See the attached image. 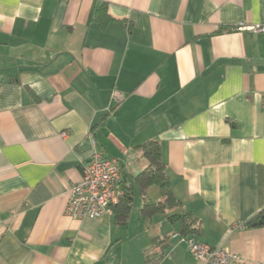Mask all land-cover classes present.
I'll return each mask as SVG.
<instances>
[{
    "label": "crops",
    "instance_id": "obj_1",
    "mask_svg": "<svg viewBox=\"0 0 264 264\" xmlns=\"http://www.w3.org/2000/svg\"><path fill=\"white\" fill-rule=\"evenodd\" d=\"M240 21L264 0H0V264H206L169 219L186 211L264 264V33ZM149 140L181 207L144 215L135 187L126 222L66 214L82 161L116 157L130 185Z\"/></svg>",
    "mask_w": 264,
    "mask_h": 264
},
{
    "label": "built area",
    "instance_id": "obj_2",
    "mask_svg": "<svg viewBox=\"0 0 264 264\" xmlns=\"http://www.w3.org/2000/svg\"><path fill=\"white\" fill-rule=\"evenodd\" d=\"M233 29L264 33V24L248 25L240 21ZM124 95L117 94L121 101ZM122 165L116 157L106 156L95 150L89 159L81 163V178L70 186L66 214L74 219H97L111 211V206L123 196L120 187ZM189 251L206 264H238L241 257L227 247L213 246L195 237H183Z\"/></svg>",
    "mask_w": 264,
    "mask_h": 264
},
{
    "label": "trees",
    "instance_id": "obj_3",
    "mask_svg": "<svg viewBox=\"0 0 264 264\" xmlns=\"http://www.w3.org/2000/svg\"><path fill=\"white\" fill-rule=\"evenodd\" d=\"M94 18L101 24H106L110 20L107 12L106 4L103 3L94 11ZM144 157L148 160V165L134 177V181L130 185H124L120 182V187L123 190V196L120 198L116 206V215L123 222H126L131 213L134 203L135 187L140 189L141 195V212L146 215H152L156 212L168 213L171 209L181 207L182 203L175 195L170 177L168 175L166 163L162 158V148L158 140H149L141 145ZM156 185L160 188L163 199L154 200L147 196L146 191L148 186ZM134 188V189H133ZM169 219H181L179 234L182 237H195L201 231V223L198 218L193 216L191 212L177 213L169 216ZM264 220V210L257 214L249 221L253 224L256 221Z\"/></svg>",
    "mask_w": 264,
    "mask_h": 264
},
{
    "label": "water",
    "instance_id": "obj_4",
    "mask_svg": "<svg viewBox=\"0 0 264 264\" xmlns=\"http://www.w3.org/2000/svg\"><path fill=\"white\" fill-rule=\"evenodd\" d=\"M263 223H264V220L260 219V220L256 221L255 223H253V225L263 224Z\"/></svg>",
    "mask_w": 264,
    "mask_h": 264
},
{
    "label": "rangeland",
    "instance_id": "obj_5",
    "mask_svg": "<svg viewBox=\"0 0 264 264\" xmlns=\"http://www.w3.org/2000/svg\"><path fill=\"white\" fill-rule=\"evenodd\" d=\"M155 187H156V185H155Z\"/></svg>",
    "mask_w": 264,
    "mask_h": 264
}]
</instances>
